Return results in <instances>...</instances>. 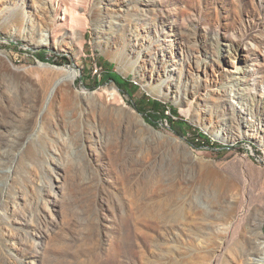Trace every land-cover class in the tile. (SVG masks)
Returning a JSON list of instances; mask_svg holds the SVG:
<instances>
[{
    "label": "rangeland",
    "instance_id": "374dc122",
    "mask_svg": "<svg viewBox=\"0 0 264 264\" xmlns=\"http://www.w3.org/2000/svg\"><path fill=\"white\" fill-rule=\"evenodd\" d=\"M0 27V264H257L264 0H0Z\"/></svg>",
    "mask_w": 264,
    "mask_h": 264
},
{
    "label": "trees",
    "instance_id": "16d2710c",
    "mask_svg": "<svg viewBox=\"0 0 264 264\" xmlns=\"http://www.w3.org/2000/svg\"><path fill=\"white\" fill-rule=\"evenodd\" d=\"M108 78H110L111 80H113L118 86H128L129 85V82L127 81V80H125V79H123L119 74H117V73H114V72H110L109 74H108ZM148 101L149 102H151V103H153V104H155V105H157L158 104V102H156V101H154V100H152L151 98H148ZM173 115L174 116H177V113L176 112H173ZM146 119H147V121L148 122H153L154 120H153V118H152V116H146ZM169 119V118H168ZM171 122H173L171 119H169ZM200 136L202 137V134H200Z\"/></svg>",
    "mask_w": 264,
    "mask_h": 264
},
{
    "label": "bare ground",
    "instance_id": "6f19581e",
    "mask_svg": "<svg viewBox=\"0 0 264 264\" xmlns=\"http://www.w3.org/2000/svg\"><path fill=\"white\" fill-rule=\"evenodd\" d=\"M96 30L97 31L99 30L98 25H96ZM0 31L7 32V33H10L12 35L16 34L13 30L12 31H8L4 27H0ZM157 94H158L159 97H163L164 99L167 98V95H165L162 92L158 91ZM257 257H258L257 259H254V260H256V263L257 264H264V245L263 244L261 246H259V248L257 249Z\"/></svg>",
    "mask_w": 264,
    "mask_h": 264
}]
</instances>
